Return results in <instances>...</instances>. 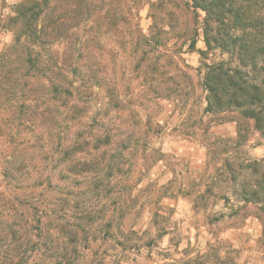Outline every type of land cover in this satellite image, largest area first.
<instances>
[{"label":"trees","instance_id":"obj_1","mask_svg":"<svg viewBox=\"0 0 264 264\" xmlns=\"http://www.w3.org/2000/svg\"><path fill=\"white\" fill-rule=\"evenodd\" d=\"M141 3L133 23L127 2L106 0H19L3 19L13 37L0 50V264H138L153 241L133 242L128 224L163 103L184 124L211 115L264 132V0ZM194 51L196 68L183 57ZM226 166L230 182L244 176L242 161ZM240 185L245 202L264 203V176Z\"/></svg>","mask_w":264,"mask_h":264},{"label":"rangeland","instance_id":"obj_2","mask_svg":"<svg viewBox=\"0 0 264 264\" xmlns=\"http://www.w3.org/2000/svg\"><path fill=\"white\" fill-rule=\"evenodd\" d=\"M18 1L0 0V50L12 41V32L3 28V19ZM138 1L141 5L147 3ZM106 2L116 7L119 2H127L128 13L124 14L134 22L131 13L135 0ZM148 13V5H144L140 10L144 31L151 24ZM107 44L113 46L110 41ZM197 48L206 49L201 30ZM183 57L195 68L202 64L197 51ZM209 58H218V53ZM135 87L139 86L135 83ZM163 104L162 132L152 138L148 149L151 165L142 167L143 162L138 163L142 191L135 190L140 201L128 224L134 226L133 242L142 245L145 237L150 238L153 248L143 247L141 252L137 249L134 258L138 264H143L147 256L149 264H172L175 259L193 260L194 264H264V203L245 202L238 195L242 193L240 183L244 177L252 182L264 176V132L257 131L253 122L240 127L235 121H221L211 115L203 117L204 124H184L172 105ZM135 110L138 116L155 118L151 107L146 111L137 103ZM127 114L123 110L121 115ZM138 144L140 147L141 142ZM228 160L245 165L244 176H237L235 183L229 180L232 172L226 166ZM1 165L0 162V173ZM0 186H4L1 174ZM247 188L260 187L254 184ZM150 196H154L153 201L147 205Z\"/></svg>","mask_w":264,"mask_h":264}]
</instances>
